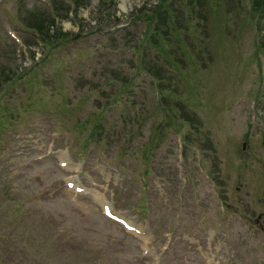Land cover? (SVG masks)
I'll use <instances>...</instances> for the list:
<instances>
[{"label":"rangeland","instance_id":"rangeland-1","mask_svg":"<svg viewBox=\"0 0 264 264\" xmlns=\"http://www.w3.org/2000/svg\"><path fill=\"white\" fill-rule=\"evenodd\" d=\"M49 2L0 0V264H264L258 16L237 2L207 39L223 4Z\"/></svg>","mask_w":264,"mask_h":264},{"label":"trees","instance_id":"trees-1","mask_svg":"<svg viewBox=\"0 0 264 264\" xmlns=\"http://www.w3.org/2000/svg\"><path fill=\"white\" fill-rule=\"evenodd\" d=\"M72 1H73L74 5L77 6V8H78L81 6H86L87 2L89 3L90 0H72ZM161 1L167 2V0H160V2ZM237 2L238 3H245L247 5V14H248L249 18H246L245 21H250V19H255V17L258 16L259 20H258V26L257 27L260 29H258L256 31V34L258 37L260 36V38L256 43V47L258 49L259 54L264 55V22H263L264 21V0H236V2H234L233 0H190V4L192 6H190V11H189L190 18H188L187 20L193 22V20L197 19V21H200L202 18L204 19V17H207V16H203V12L207 8L208 4L213 3L216 6L219 4L220 5L223 4L224 8L219 11L218 16L216 18V19H218V22L216 24H213V27L211 29L210 28L207 29L208 32H206V33L208 34V36H206V37H207V39L209 37H212L213 33L216 31L220 32V33H223V32L225 33L226 29H227V33H228L229 23L231 21L229 14L232 12V10L234 8L233 5H236ZM62 7H63L62 6V0L61 1L52 0L51 8H54L57 11V16L61 19L67 18L69 15L70 9L68 8V9L64 10ZM170 7L168 6L167 10H170ZM200 10H202L201 14L199 13ZM39 14H40L39 19L41 21L35 22V24H36L35 27H36V31L40 33L41 41L44 42L45 44H49L52 46H58L63 40H65V38L69 34L62 31V29L60 27H58L57 29H55V30H57V32L55 34L51 35L50 34V31H51L50 28L51 27L50 26H54V24L56 23V20H55L56 16H52V17L49 16L47 10H46V12H40ZM45 16H48V18ZM142 16H143L142 12L139 11V17L142 18ZM134 18H136V17H134ZM146 18H148V20H151L152 16L149 17V15L147 14ZM184 18H186V17H184ZM44 19H48V21L47 20L45 21ZM166 21H167V18H164V22L167 23L166 26L169 27V23ZM47 22H49V24H47ZM147 22L151 24V21H147ZM157 25L159 26L158 23H157ZM32 26H33V24H32ZM158 26L155 28L153 27V29H152L154 31L153 36H155V37H159L162 34V31L156 30L158 28ZM223 27H225V29ZM169 31H170V29H169ZM217 32L215 33V35L217 34ZM228 37H229V35H228ZM203 50L204 49H201V51L199 52L200 54L198 53L199 55H201V53H202V55L199 57V59H204L205 64H208V62L210 63L211 61L214 60V57H210L209 54L206 51L204 52ZM141 62L142 63L144 62L142 57H141ZM189 76H191L189 83H192V84H189L186 82L187 84H184V88H185V90L188 89L189 93H191V92L197 93L198 89H197L196 85L194 84V80L196 78L194 71H191ZM154 77L159 79L158 81L160 82L166 76H164L160 70V72H158V73L156 72V75H154ZM161 90H162L161 91V93H162L161 97H163L165 101L167 99H169V101L175 99L172 97L175 95L176 92H173L172 93L173 95H171L172 96L171 97L167 91H165L164 89H161ZM175 100H173V101H175ZM179 100L180 101H178V102H180L181 105L183 104L184 108H186V109H189L192 106L191 105L192 102L190 101L189 98H186V99L184 98L183 100L182 99H179ZM191 113H192V115H191ZM191 113L188 112V114H187L185 112V117H183V118L187 119L191 115V117H189L188 119L192 122L193 125H198V123L195 122L198 120L197 116L193 115L194 112H191ZM197 127H199V126H197Z\"/></svg>","mask_w":264,"mask_h":264}]
</instances>
